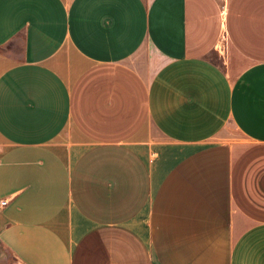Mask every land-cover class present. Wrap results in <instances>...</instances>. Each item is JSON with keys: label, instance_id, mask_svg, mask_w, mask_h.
<instances>
[{"label": "crops", "instance_id": "obj_1", "mask_svg": "<svg viewBox=\"0 0 264 264\" xmlns=\"http://www.w3.org/2000/svg\"><path fill=\"white\" fill-rule=\"evenodd\" d=\"M1 199L0 264H264V0H0Z\"/></svg>", "mask_w": 264, "mask_h": 264}, {"label": "rangeland", "instance_id": "obj_2", "mask_svg": "<svg viewBox=\"0 0 264 264\" xmlns=\"http://www.w3.org/2000/svg\"><path fill=\"white\" fill-rule=\"evenodd\" d=\"M211 61L225 72L234 75L237 68L244 67L247 62L237 55L229 45L225 35L221 33L219 44L211 54Z\"/></svg>", "mask_w": 264, "mask_h": 264}, {"label": "built area", "instance_id": "obj_3", "mask_svg": "<svg viewBox=\"0 0 264 264\" xmlns=\"http://www.w3.org/2000/svg\"><path fill=\"white\" fill-rule=\"evenodd\" d=\"M6 203H7V201L5 199L0 200V205H5Z\"/></svg>", "mask_w": 264, "mask_h": 264}]
</instances>
